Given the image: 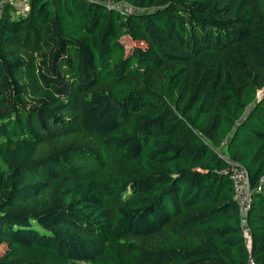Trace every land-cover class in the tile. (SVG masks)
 Wrapping results in <instances>:
<instances>
[{
  "label": "trees",
  "instance_id": "16d2710c",
  "mask_svg": "<svg viewBox=\"0 0 264 264\" xmlns=\"http://www.w3.org/2000/svg\"><path fill=\"white\" fill-rule=\"evenodd\" d=\"M27 5L0 16V264H264V0Z\"/></svg>",
  "mask_w": 264,
  "mask_h": 264
},
{
  "label": "built area",
  "instance_id": "2783aa9c",
  "mask_svg": "<svg viewBox=\"0 0 264 264\" xmlns=\"http://www.w3.org/2000/svg\"><path fill=\"white\" fill-rule=\"evenodd\" d=\"M27 1L28 0H0V16L3 13V9L7 3L14 5L19 10L18 13L27 11L29 9ZM115 7L122 9L123 5H115ZM228 164L229 170H227L226 173L230 174L233 181L235 201L238 204L241 214L246 216L251 207L252 196L254 194V191L251 188L248 171L245 167L235 161L228 159ZM257 191H264V187L260 185ZM245 237L246 239L249 238V232L247 230L245 231ZM250 264H254V262L251 261Z\"/></svg>",
  "mask_w": 264,
  "mask_h": 264
},
{
  "label": "rangeland",
  "instance_id": "374dc122",
  "mask_svg": "<svg viewBox=\"0 0 264 264\" xmlns=\"http://www.w3.org/2000/svg\"><path fill=\"white\" fill-rule=\"evenodd\" d=\"M127 52L128 54L131 52L132 48H134L135 44L133 43V41H131V39L127 38L126 41L124 42ZM139 45V44H138ZM264 91V88L259 92V95H261ZM247 234V233H246ZM28 256V253H23L21 256H19L21 259H25ZM54 264H59L54 262Z\"/></svg>",
  "mask_w": 264,
  "mask_h": 264
},
{
  "label": "water",
  "instance_id": "95a60500",
  "mask_svg": "<svg viewBox=\"0 0 264 264\" xmlns=\"http://www.w3.org/2000/svg\"><path fill=\"white\" fill-rule=\"evenodd\" d=\"M263 96H264V91L261 95H258L259 100H261L263 98Z\"/></svg>",
  "mask_w": 264,
  "mask_h": 264
}]
</instances>
